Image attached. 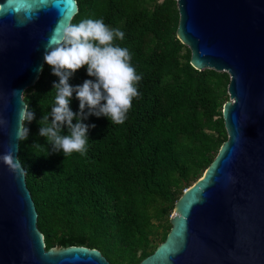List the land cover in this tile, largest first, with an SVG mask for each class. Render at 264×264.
Segmentation results:
<instances>
[{"label":"trees","instance_id":"trees-1","mask_svg":"<svg viewBox=\"0 0 264 264\" xmlns=\"http://www.w3.org/2000/svg\"><path fill=\"white\" fill-rule=\"evenodd\" d=\"M71 23L103 19L124 32L116 43L131 54L142 79L123 124L90 115L87 152L64 155L39 135L55 103L59 78L45 61L23 91L35 114L18 157L37 210L46 247L85 245L112 264H137L170 229L174 203L209 167L227 138L222 107L229 73L191 63V48L177 36V0H76ZM86 68L69 80L81 84ZM79 112L75 93L70 101ZM87 111V109L85 110ZM76 120H73L75 123ZM47 123H50L48 121ZM62 135L68 134L65 127Z\"/></svg>","mask_w":264,"mask_h":264},{"label":"water","instance_id":"water-1","mask_svg":"<svg viewBox=\"0 0 264 264\" xmlns=\"http://www.w3.org/2000/svg\"><path fill=\"white\" fill-rule=\"evenodd\" d=\"M177 1V36L191 48V63L229 73L227 138L174 203L165 239L137 264H264V0ZM27 3L25 10L22 0H0V118L7 122L0 155L14 157L26 104L19 91L39 77L54 28L79 12L76 0ZM19 163L10 170L0 161V264H112L98 248L46 247Z\"/></svg>","mask_w":264,"mask_h":264},{"label":"clouds","instance_id":"clouds-1","mask_svg":"<svg viewBox=\"0 0 264 264\" xmlns=\"http://www.w3.org/2000/svg\"><path fill=\"white\" fill-rule=\"evenodd\" d=\"M22 3L25 10L31 8L27 0H22ZM124 35L120 29L105 24L102 18H86L76 24L59 23L54 28L45 45L43 58L59 80L53 82L56 96L50 112L52 119L44 115L40 120L44 123H40L39 129V135L46 137L54 151H62L64 155L85 154L89 129L95 127V124L83 122L90 115L105 116L117 125L125 122L133 99L139 96L137 85L142 77L131 64L129 50L116 43L123 40ZM82 68H86L91 79L73 86L69 80ZM42 70L43 66L40 68ZM15 92L13 90V94ZM19 92L20 95L23 93ZM73 93L79 100V112H73L70 107ZM34 118V112L24 103L18 111V141L28 138L27 123ZM6 123L0 118V126ZM65 127L68 134L62 135ZM0 161L10 170L20 167L19 157H14L11 151L0 155Z\"/></svg>","mask_w":264,"mask_h":264},{"label":"rangeland","instance_id":"rangeland-1","mask_svg":"<svg viewBox=\"0 0 264 264\" xmlns=\"http://www.w3.org/2000/svg\"><path fill=\"white\" fill-rule=\"evenodd\" d=\"M172 213H173V212H172ZM172 213H171V214H172ZM171 214H170V215H171Z\"/></svg>","mask_w":264,"mask_h":264}]
</instances>
